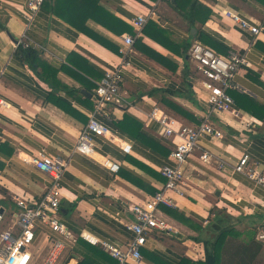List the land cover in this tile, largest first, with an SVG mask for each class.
Masks as SVG:
<instances>
[{"label": "clouds", "instance_id": "9594fccd", "mask_svg": "<svg viewBox=\"0 0 264 264\" xmlns=\"http://www.w3.org/2000/svg\"><path fill=\"white\" fill-rule=\"evenodd\" d=\"M144 2L155 6L154 0ZM50 4L54 0H20L15 7L21 20L6 25L16 35L10 40L0 31V145L11 148L0 151V264H84L86 257L91 264H152L145 261L141 248L170 257L176 243L193 235L207 239L210 233L205 226L210 221L215 224L218 214L222 218L218 223L233 230L250 231L255 226L264 233V159L250 151L251 135L260 121L228 95L229 88L237 87L264 104V0H196L197 6L211 11L194 20L151 17L184 45L179 56L168 59L187 58L192 74L186 78L144 61L139 70L122 65L93 80L103 101H115L145 128L159 125L154 135L167 144L170 155L157 157V176L117 159L134 151L152 155L136 135L114 129L126 146L114 144L113 155L105 151L113 143L109 128L94 113L80 109L87 123L66 127L60 122V109L43 95L51 90L31 75L29 65L43 76L39 61L46 60L59 77L73 51L61 36H76ZM10 6L11 0H0V10L7 12ZM143 11L137 17L141 25L149 19ZM84 24L90 26L89 20ZM141 36L137 28L136 36L125 37L120 44L119 54L126 62L134 56L139 59L127 41L134 44ZM210 41L222 42L227 54L211 48ZM121 79L124 87L117 83ZM64 83L82 87L75 80ZM173 84L174 91L182 94L168 98L200 123L174 119L149 95L154 85ZM132 89L138 102L130 99ZM85 93L91 94L84 88L77 95ZM56 95L79 108L63 90ZM93 100L96 112L112 111ZM123 115L112 111L117 121ZM99 153H104L103 158ZM120 167L141 178L154 193L128 185V192L118 189ZM174 193L186 199L178 202ZM229 205L239 215L229 213ZM210 209L209 221L205 217ZM193 225H199L198 232H193ZM96 250L107 258L96 255Z\"/></svg>", "mask_w": 264, "mask_h": 264}, {"label": "crops", "instance_id": "0c3cea01", "mask_svg": "<svg viewBox=\"0 0 264 264\" xmlns=\"http://www.w3.org/2000/svg\"><path fill=\"white\" fill-rule=\"evenodd\" d=\"M182 1L184 5L183 10H186L187 13L188 10L191 12L192 2H190V0ZM19 2L20 0H11L12 6L8 7L7 12L0 10V31H2L4 35H7L10 40L16 35V33L11 29H8L6 25L21 20L22 14L19 12V9L15 7V5ZM61 2H63V0H61ZM230 2H232V0H230ZM99 4L107 8V10L110 12V16L106 18V22L110 26H105L93 19H89L90 26L87 27L91 31V35L83 32L81 29H79V27L70 23L66 18L58 15L56 10L50 4V9L54 11L61 20L64 21L66 28L69 31L72 29L76 30L75 38H70L63 35L61 36V39L64 41L65 45L73 49L72 54L67 57L66 63L59 70L61 74L59 77L57 76V69L53 68L46 60L39 61L40 69L44 73L43 76L40 74V72L36 71L35 67H33L31 64L29 65L31 75L35 77L36 80H39L40 83L45 87L51 90L50 93H43V95H45L50 104L56 105L60 109L62 114L60 122L69 128L74 127L75 122L87 123L88 118L80 109H83L87 112H93L94 89L96 87V85L93 83V80L102 78L105 71L109 68H113L115 66L121 67L122 65L124 68H127L129 64H131L134 67L139 66V70V68L144 66L143 62L147 61L148 63L169 69L176 76H183L186 78L192 74V69L188 65L186 57L181 56L177 62H173L172 60L168 59L169 57L179 56V49L184 45L180 42H177L169 33H166V36H164L156 30L150 29L151 35H147L142 30L144 26L139 30L142 33L141 38L137 39L140 41V43L137 45V40H135V43L132 46L139 59L134 56L130 57L129 61L126 62L119 54V46L120 44H123L122 35L131 34L133 37L136 36L137 28L134 27L132 19L135 16L141 14L142 9L145 10L142 14L149 15L147 23L149 21L156 23V20L152 19L151 17H155L156 19H172L174 17H183L184 19H188L185 14L179 11L173 0H154V7L146 5L144 0H127L126 6L125 0H99ZM232 6L233 8H236L237 4L233 3ZM196 8L197 13L194 15L195 17L206 15L211 11V9L205 8L203 6H197V4ZM61 12L69 14L71 13V10L68 8H63ZM152 12L154 13L152 14ZM121 22L129 24V26L133 25V30L135 32L131 33V31L127 28L123 29L124 26L121 24ZM221 30L223 31V29ZM101 33L106 35H101ZM215 43H217L218 48L216 46L210 47L220 52L222 55L227 54L228 49L222 42L215 41ZM258 46L260 45L258 44ZM25 56H28L26 52ZM32 58L36 59V56H32ZM109 60L114 62L119 61V63L109 64ZM122 73L124 77V71H122ZM252 78L255 79V76ZM65 80L69 82L73 80L78 81L82 87L79 89L74 86L69 87L68 84L64 83ZM124 83L125 82L122 79L121 87H124ZM84 88H87L88 93L91 94L88 95L85 93L82 96L77 95V93H83ZM174 88V84L167 88L154 85L149 95L153 96L157 100L158 104L161 105L162 111L166 110L168 113L172 114L174 119L199 123L200 121H197L190 112L186 111L187 114H185L175 109L174 106H181L178 103H174L168 97L170 95H181L182 93L179 91H174ZM60 90H63L67 97L75 100L79 108H73L68 99L64 97H58L56 93ZM231 95L234 98L237 106L245 108L250 116L254 117L256 121H260V124H258L256 129L253 130L255 134L251 135L253 144L250 151L253 152L257 158L264 159V127H262L264 126V104L258 103L252 95L244 93L239 88L232 90ZM246 97H249L250 99L252 98L256 104H252L249 100L248 102ZM133 98L135 102L139 101V96L135 93L134 89H132V96H130V99ZM254 105H258V107ZM37 107H40V105H37ZM108 109H111L112 111H120L124 115L123 119L119 121L112 118V111L108 112L109 118L102 114L96 115L97 119L107 125L110 132L112 133L111 139L113 143L106 145L105 151L116 155L113 145L119 144V142H122L123 140L122 135L114 134V129H119L121 133L134 134L138 137L141 145L147 146L152 150V155H145L143 152L134 151L131 155L117 156V159L123 160L132 167L138 168L152 176H157L160 170V163L158 162L157 157L170 155L167 144L162 143L154 135L155 129L158 128L159 125L150 123L149 127L145 128L142 124H140L139 121L135 120L131 116H128L125 113V108L121 107L120 105H107L105 110ZM255 111L258 112V114ZM30 127H33L34 131H39V129L35 128L33 125H30ZM40 135L43 136L44 133L40 132ZM10 150V145L7 143L0 145V151L6 152ZM99 156L103 158L104 153H99ZM116 180L122 182L117 183V188L121 191H129V188L126 187V185L131 186L132 188H135L141 192H147L150 194L154 193L155 191L154 189H151L149 186H147L141 178L134 176L130 171L123 167L119 168ZM221 184H223V181H221ZM130 195L134 196L135 192H131ZM185 199L186 198L182 196L178 198V202H181ZM229 213L239 215L238 210H236L235 213H232L230 205ZM210 217L211 209L206 214L205 218L209 219L210 221ZM218 218L221 217L219 216ZM122 223L123 221H121V224ZM251 229L255 231L258 230L255 228V226H253ZM192 230L193 232H197L193 228ZM120 231L131 235V233H128L127 229L123 227H120ZM263 234L264 233H261L260 235ZM194 236L196 237L198 235H193L191 237ZM190 238L186 242L174 244L170 248V257L160 256L143 248L142 255L144 256L145 261H151L152 264H179L182 258L197 259L198 256L201 255V247H203L204 252V246L200 241Z\"/></svg>", "mask_w": 264, "mask_h": 264}, {"label": "trees", "instance_id": "16d2710c", "mask_svg": "<svg viewBox=\"0 0 264 264\" xmlns=\"http://www.w3.org/2000/svg\"><path fill=\"white\" fill-rule=\"evenodd\" d=\"M173 1L175 2L179 11L185 14L188 19H195L194 15L197 13L196 0H190V2H192L191 16L186 12V10H183L184 5L182 0ZM51 6H53L58 15L66 18L70 23L79 27V29L88 35H91V31L84 24L85 20L93 19L105 26H110L106 22V18L110 16V12L107 10V8L99 4V0H63V2H61V0H54V4H51ZM63 8L70 9L71 13H62L61 11ZM121 24L124 26L123 29L127 28L131 31V33L135 32L133 30V25L129 26V24H126L125 22H121ZM150 29L156 30L161 35L166 36V33L163 32L153 21H149L142 30L145 32V34L151 35ZM139 43L140 41L137 40V45ZM209 46H216L218 48V45L215 43V41H210ZM26 54L28 56H36L30 52H26ZM232 90L234 89H229L230 94ZM246 99L252 104H256L252 98L250 99L249 97H246ZM174 107L181 113L187 114L183 108L178 106ZM256 107H258V105ZM256 113L258 114V112ZM161 207L163 209V206ZM218 217L219 216L217 215V222L215 224L210 221L209 224L205 226L208 228L210 233L207 239L201 237L200 235L191 238L189 237L190 239H196L203 244V256L197 259L182 258L179 264H253L256 261L258 254L264 246L262 240L257 238V231L250 230L251 232L248 231L246 233L242 231L238 232L233 230L227 224H219L218 222L221 220V218ZM192 228L197 232L199 231V225H193ZM95 254L106 257V254L103 253L102 250H96ZM84 264H91V260L86 257ZM112 264H115V262H112Z\"/></svg>", "mask_w": 264, "mask_h": 264}, {"label": "built area", "instance_id": "2783aa9c", "mask_svg": "<svg viewBox=\"0 0 264 264\" xmlns=\"http://www.w3.org/2000/svg\"><path fill=\"white\" fill-rule=\"evenodd\" d=\"M154 12H152V14H153ZM144 16H146V17H149V15H146V14H143ZM138 15L137 16H135L133 19H132V23H133V25H135V27L136 28H138L139 30L143 27V26H145V24L147 23H144L143 25H141L140 24V22H139V20H138ZM147 21H148V19H147ZM133 37V35H131V34H123L122 35V41H123V43H125V40H124V38L125 37ZM127 44L129 45V46H133V42L131 41V40H129V41H127ZM222 55V54H221ZM222 56H224V55H222ZM115 67H117V68H119L120 66H115ZM112 70V68H109V69H107L106 71H111ZM105 71V72H106ZM105 74V73H104ZM104 76V75H103ZM103 76H102V78H103ZM119 76L121 77V78H123V73H122V71L119 73ZM117 83L118 84H120V86H121V83H122V79L121 80H118L117 81ZM229 89H238L237 87H231V88H229ZM229 89H228V95H230L231 97H232V95L229 93ZM94 98H95V101H100L102 104H103V109L105 110L106 109V106L107 105H111V104H115V105H119V104H117L115 101H113V100H111V99H108L107 101H103V99H102V97L100 96V94L96 91V87H95V89H94ZM233 98V97H232ZM233 100H234V98H233ZM235 101V100H234ZM235 104H236V102H235ZM162 111V110H161ZM92 113H94L95 114V119L96 120H98L97 119V117H96V115L97 114H102V115H105L104 114V111L102 110L101 112H96V105H95V103H94V107H93V112ZM108 118H109V115H106ZM99 121V120H98ZM200 123V122H199ZM109 134H110V136L112 135V133L110 132V130H109ZM119 144H125V146H126V142L125 141H123L122 140V142H119ZM118 170H119V168H118ZM174 195L176 196V198H177V200H178V198H180V197H182L183 195L182 194H180V193H174ZM162 208V207H161ZM0 211H1V209H0ZM261 237V236H260ZM263 237V236H262ZM261 237V238H262ZM140 251H141V254H142V248L140 249ZM198 264V263H197Z\"/></svg>", "mask_w": 264, "mask_h": 264}, {"label": "rangeland", "instance_id": "374dc122", "mask_svg": "<svg viewBox=\"0 0 264 264\" xmlns=\"http://www.w3.org/2000/svg\"><path fill=\"white\" fill-rule=\"evenodd\" d=\"M252 230V229H251ZM257 230V229H256ZM242 232H248V231H242ZM251 232V231H250ZM257 238L259 239V240H262V242H263V244H264V234L263 235H260L261 234V232L259 231V230H257ZM262 237H260V236ZM245 238H246V236H245ZM202 246V245H201ZM200 253H201V255L200 256H198V258L199 257H202L203 256V247H201V249H200ZM253 264H264V246H263V248H262V250L260 251V253L258 254V256H257V258H256V261L253 263Z\"/></svg>", "mask_w": 264, "mask_h": 264}, {"label": "water", "instance_id": "95a60500", "mask_svg": "<svg viewBox=\"0 0 264 264\" xmlns=\"http://www.w3.org/2000/svg\"><path fill=\"white\" fill-rule=\"evenodd\" d=\"M1 211H2V209H1Z\"/></svg>", "mask_w": 264, "mask_h": 264}]
</instances>
